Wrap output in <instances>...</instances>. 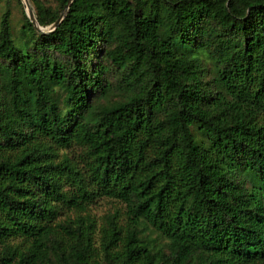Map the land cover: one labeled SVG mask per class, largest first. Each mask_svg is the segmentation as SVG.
<instances>
[{
  "label": "trees",
  "instance_id": "1",
  "mask_svg": "<svg viewBox=\"0 0 264 264\" xmlns=\"http://www.w3.org/2000/svg\"><path fill=\"white\" fill-rule=\"evenodd\" d=\"M20 36L6 11L0 264H264V0H73ZM104 60L127 72L123 101H101ZM101 197L126 225L108 217L97 253L92 220L55 221Z\"/></svg>",
  "mask_w": 264,
  "mask_h": 264
},
{
  "label": "rangeland",
  "instance_id": "2",
  "mask_svg": "<svg viewBox=\"0 0 264 264\" xmlns=\"http://www.w3.org/2000/svg\"><path fill=\"white\" fill-rule=\"evenodd\" d=\"M33 7L40 5L46 9H51L54 12L61 13L64 8L60 7V4L57 0H33L31 1ZM8 11L10 13V22L12 28V34L16 41V44H22L20 31L23 24V15L25 14V8L21 0H0V20L1 16ZM42 27V29L47 30L51 27ZM108 49L106 45H98L97 51L98 56L102 57L105 53V50ZM208 51L204 50L198 52V55L203 59L205 65L212 68L211 59L208 55ZM104 64L108 65L109 71L106 74L107 79L109 80L111 87L105 96L101 97V101L105 103L106 101L109 103L120 102L126 99L129 95V88L124 82L127 72H124L122 69H118L116 65L111 64L110 62L103 61ZM208 75L207 78H209ZM97 94H94L96 96ZM93 100V99H92ZM197 139H201L199 134H195ZM65 152L69 158L76 163L79 168H83V160L81 156V150L77 146H72L67 151H61L60 155ZM59 215L55 221V223H63L68 226H73L76 224V220L78 217L86 218L88 217L90 220L94 222V233H93V247L98 253L100 250L101 237L100 228L106 225V220L108 217L112 216L116 218L118 224L122 227L126 225V207L120 201L115 199L101 197L95 199L92 203H90L85 211H77V210H68L66 207H62L59 211ZM141 234L145 240L149 241L154 245L156 249L163 250L164 253H167V241L160 237L156 232L151 230L150 228L141 227ZM16 243H20L19 240Z\"/></svg>",
  "mask_w": 264,
  "mask_h": 264
},
{
  "label": "water",
  "instance_id": "3",
  "mask_svg": "<svg viewBox=\"0 0 264 264\" xmlns=\"http://www.w3.org/2000/svg\"><path fill=\"white\" fill-rule=\"evenodd\" d=\"M23 5H24V8H25V14H26V17L29 19L30 23L33 25V27L35 28V30L38 32V33H51L53 32L57 27L58 25L61 23V21L63 20V18L65 17V14L67 13V10L69 8V5L71 4V2L73 0H68L67 2V5L64 7V10L63 12L61 13V15L59 16L58 20L47 30H44L42 29L39 25H38V22L36 21L35 17H34V14H33V11L32 9L30 8L29 6V3L27 0H21Z\"/></svg>",
  "mask_w": 264,
  "mask_h": 264
}]
</instances>
